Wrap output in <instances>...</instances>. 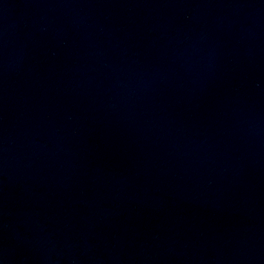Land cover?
<instances>
[{
    "label": "water",
    "instance_id": "1",
    "mask_svg": "<svg viewBox=\"0 0 264 264\" xmlns=\"http://www.w3.org/2000/svg\"><path fill=\"white\" fill-rule=\"evenodd\" d=\"M0 264H264V0H0Z\"/></svg>",
    "mask_w": 264,
    "mask_h": 264
}]
</instances>
